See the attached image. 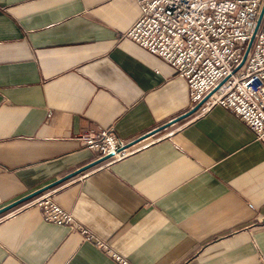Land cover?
Listing matches in <instances>:
<instances>
[{"label": "crops", "instance_id": "obj_1", "mask_svg": "<svg viewBox=\"0 0 264 264\" xmlns=\"http://www.w3.org/2000/svg\"><path fill=\"white\" fill-rule=\"evenodd\" d=\"M138 18L133 0H0V207L95 161L82 131L158 129L0 214V264H118L23 206L44 193L130 264H264V144L221 106L174 121L186 82L127 36Z\"/></svg>", "mask_w": 264, "mask_h": 264}, {"label": "built area", "instance_id": "obj_2", "mask_svg": "<svg viewBox=\"0 0 264 264\" xmlns=\"http://www.w3.org/2000/svg\"><path fill=\"white\" fill-rule=\"evenodd\" d=\"M133 1L139 18L127 36L166 61L185 80L189 108L197 106L195 113L201 114L221 106L264 144V9L256 24L264 0ZM77 140L99 157L108 156V163L141 148L121 140L112 126L82 131ZM27 205L40 209L42 221L78 232L118 264H130L50 194L23 204Z\"/></svg>", "mask_w": 264, "mask_h": 264}, {"label": "water", "instance_id": "obj_3", "mask_svg": "<svg viewBox=\"0 0 264 264\" xmlns=\"http://www.w3.org/2000/svg\"><path fill=\"white\" fill-rule=\"evenodd\" d=\"M263 9H264V2H263L262 6H261V8H260V10H259L260 13H259V15H258V17H257L256 24H258V23L260 22L261 18H262V15H263ZM243 56H244V58H243V60H244L246 56H245V54H244ZM196 109H197V106H196L195 108H193V109H190V110L187 111V112L182 113L181 116H180V118H177V119H175L174 121H178V120H180L181 118L186 117L187 115H189V114L195 112ZM157 130H158V129H153L152 131H150V132H148V133H146V134H143V135L139 136L138 139L134 140V141L131 142V143H138V141L143 140V139H145V138H148V137L152 136ZM107 158H108V156L98 157L97 159H95V161H93V162H89V163H87V164L81 166L79 169H76V170H74V171H72V172L66 173L65 176H62V177H60V178H57V179H56L55 181H53L52 183H50V184H48V185H45V186H43V187H41V188H38V190H35V191L31 192V193H28L27 195L23 196L22 198H19V199H17V200H14V201L10 202L9 204L0 207V214L4 213V212H6V211H9L10 208H12V207H14V206H16V205H18V204H20V203H23V201H25V200H27V199H29V198L35 196V195H38L39 192L43 191L44 189H47L48 187L52 186L53 184H56V183H58V182H61V181L65 180L66 177H70V176H73V175H75V174H78V173H80L81 171H83V170H85V169H88V168H90V167H92V166H95V164H97V163H99V162H102V161L106 160Z\"/></svg>", "mask_w": 264, "mask_h": 264}]
</instances>
